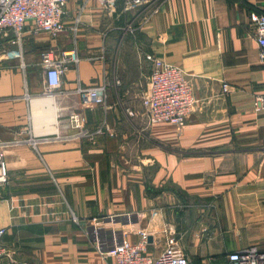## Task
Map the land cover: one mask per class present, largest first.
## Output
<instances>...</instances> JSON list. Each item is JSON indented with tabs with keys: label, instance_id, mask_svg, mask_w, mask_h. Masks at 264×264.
<instances>
[{
	"label": "crops",
	"instance_id": "crops-1",
	"mask_svg": "<svg viewBox=\"0 0 264 264\" xmlns=\"http://www.w3.org/2000/svg\"><path fill=\"white\" fill-rule=\"evenodd\" d=\"M81 7L80 61L47 92L40 53L73 49L70 25ZM263 11L264 0H147L131 13L121 3L67 0L64 33L25 35V69L20 60L0 69V142L21 141L6 149L0 200L14 264H103L91 241L95 223L107 244L110 230L131 244L146 231L153 256L165 247L164 231H174L188 264H229L241 249L264 250V111L253 110L254 96L264 95V65L250 21ZM127 24L135 34L122 32ZM145 53L188 75L196 104L181 128L147 125L141 115ZM103 76L106 109L82 106L77 86ZM222 83L233 91L223 95ZM72 113L91 132L105 121L108 132L94 142L71 131L57 136Z\"/></svg>",
	"mask_w": 264,
	"mask_h": 264
},
{
	"label": "built area",
	"instance_id": "built-area-1",
	"mask_svg": "<svg viewBox=\"0 0 264 264\" xmlns=\"http://www.w3.org/2000/svg\"><path fill=\"white\" fill-rule=\"evenodd\" d=\"M105 9H112L116 3H121L125 13L135 12L147 3V0H96ZM67 0H0V69L2 62L20 60L19 67L24 70L23 41L26 34L36 36L47 34L55 39L65 32V6ZM83 8L72 20L70 32L73 36V49L55 53L45 50L40 53V70L43 83L47 92L61 87V77L69 67H76L80 61L76 47L77 33L80 25V14ZM159 7H154L151 15L156 14ZM250 21L254 26L258 47V62L264 65V11L251 13ZM122 32L133 35L136 29L127 24ZM92 57L91 59H94ZM143 59L149 63L150 72L146 78L145 89L140 97L141 115L147 125L167 123L176 128L185 125L189 115L193 112L196 99L188 75L179 67L171 65L157 58L153 53L143 54ZM115 84H119L116 80ZM110 81L103 76L100 83L91 86L79 84L76 89L81 104L84 107H107L108 88ZM233 86L222 83L221 93L228 95L233 91ZM29 101V95H25ZM253 110L264 111V95H255L253 98ZM128 116L135 113L127 111ZM57 136L62 131L73 132L74 139L94 142L97 137L104 135L107 130L105 121L94 131L85 128L82 116L72 113L67 118L58 122ZM30 142V141H29ZM21 141L0 142V200L5 199V189L9 183V169L6 162V149ZM31 143V142H30ZM33 147L35 143H32ZM264 206V200L262 202ZM130 221V215H126ZM72 221L77 219L72 216ZM111 220V219H110ZM168 234L164 249L157 255H150L146 249L149 233L139 231V240L135 244L119 238L117 231L110 230V244L103 241L101 228L95 223L91 228V241L94 248L101 254L103 264H188V260L182 249L178 246L174 231H164ZM5 229L0 228V264H14L15 251L4 241ZM229 264H264V250L257 246H249L240 251L228 255Z\"/></svg>",
	"mask_w": 264,
	"mask_h": 264
},
{
	"label": "rangeland",
	"instance_id": "rangeland-1",
	"mask_svg": "<svg viewBox=\"0 0 264 264\" xmlns=\"http://www.w3.org/2000/svg\"><path fill=\"white\" fill-rule=\"evenodd\" d=\"M20 69V68H19ZM23 71V70H22ZM27 93H25V95H26ZM28 95V94H27ZM194 264H196V263H194Z\"/></svg>",
	"mask_w": 264,
	"mask_h": 264
}]
</instances>
